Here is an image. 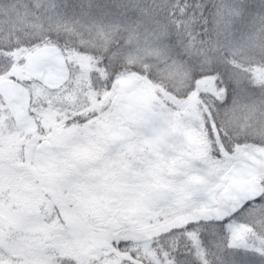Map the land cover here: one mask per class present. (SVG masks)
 <instances>
[{
  "label": "snow or ice",
  "instance_id": "6c2138e0",
  "mask_svg": "<svg viewBox=\"0 0 264 264\" xmlns=\"http://www.w3.org/2000/svg\"><path fill=\"white\" fill-rule=\"evenodd\" d=\"M0 264H264V0H0Z\"/></svg>",
  "mask_w": 264,
  "mask_h": 264
}]
</instances>
